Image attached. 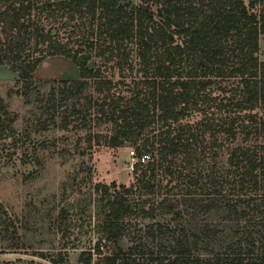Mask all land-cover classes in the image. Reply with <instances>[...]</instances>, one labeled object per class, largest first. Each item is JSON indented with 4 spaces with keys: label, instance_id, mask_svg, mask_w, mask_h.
I'll return each instance as SVG.
<instances>
[{
    "label": "trees",
    "instance_id": "obj_1",
    "mask_svg": "<svg viewBox=\"0 0 264 264\" xmlns=\"http://www.w3.org/2000/svg\"><path fill=\"white\" fill-rule=\"evenodd\" d=\"M262 35L264 0H0V66L37 98L41 129L150 155L129 185H94L102 219L86 264H264ZM48 55L79 77L41 93ZM15 121L0 99V140Z\"/></svg>",
    "mask_w": 264,
    "mask_h": 264
},
{
    "label": "rangeland",
    "instance_id": "obj_2",
    "mask_svg": "<svg viewBox=\"0 0 264 264\" xmlns=\"http://www.w3.org/2000/svg\"><path fill=\"white\" fill-rule=\"evenodd\" d=\"M60 35L67 37V32L61 30ZM259 46V58L264 61V35ZM96 63L93 58L88 67ZM78 77L74 63L54 55L46 56L34 73L41 93L60 80ZM118 78L116 73L113 79ZM17 79L15 72L0 66V99L16 116L14 135L0 140V220L8 225L0 232V264H86L102 219L93 187L111 182L129 185L128 156L133 148L96 145L71 126L41 129L44 122L37 98L16 93ZM158 178L163 193L167 179ZM163 195H156L153 203ZM155 221L170 224L173 220L157 212ZM145 222L133 220L139 226Z\"/></svg>",
    "mask_w": 264,
    "mask_h": 264
},
{
    "label": "built area",
    "instance_id": "obj_3",
    "mask_svg": "<svg viewBox=\"0 0 264 264\" xmlns=\"http://www.w3.org/2000/svg\"><path fill=\"white\" fill-rule=\"evenodd\" d=\"M129 169L132 170L133 166L138 163H146L150 160V155L147 153H142L140 156H137L133 150L130 151L129 156Z\"/></svg>",
    "mask_w": 264,
    "mask_h": 264
}]
</instances>
